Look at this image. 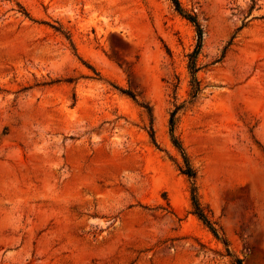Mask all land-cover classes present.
<instances>
[{
  "label": "rangeland",
  "instance_id": "1",
  "mask_svg": "<svg viewBox=\"0 0 264 264\" xmlns=\"http://www.w3.org/2000/svg\"><path fill=\"white\" fill-rule=\"evenodd\" d=\"M180 2L195 98L172 0H0V264H264V0Z\"/></svg>",
  "mask_w": 264,
  "mask_h": 264
},
{
  "label": "trees",
  "instance_id": "2",
  "mask_svg": "<svg viewBox=\"0 0 264 264\" xmlns=\"http://www.w3.org/2000/svg\"><path fill=\"white\" fill-rule=\"evenodd\" d=\"M172 3L175 6L176 10L180 14L184 15L185 17H187L190 21H192L194 23V25L196 26V30H197L198 43H197V46L194 49V51L189 54V65H188L189 70H190L191 75H192V89H191L190 95H191V98H195L197 96V94L199 93V91L201 90L200 80L196 76V73L198 71L196 61H197L198 54L200 53V50L202 47L203 30H202V27L200 26L199 22L197 21L196 16L191 14V13H188L182 7L180 0H172ZM179 108H180V106H176L175 110L171 112V116H172V118L170 120L171 136H172L173 144L180 150V152L183 155V162L184 163L181 167V171L184 174H186L188 177L195 178L196 172H195L194 168L190 165L189 159L186 157V155L184 153V149H183V146H182L180 140L175 135V123H176L175 116H176L177 110ZM151 137L156 144L155 133H154L153 127L151 128ZM192 203H193V208H194L193 209L194 214H196L203 221V223L206 224L215 233L216 231H215V228L213 225V221L209 217L205 208L199 202L195 187L192 188ZM238 264H242L241 259H238Z\"/></svg>",
  "mask_w": 264,
  "mask_h": 264
}]
</instances>
